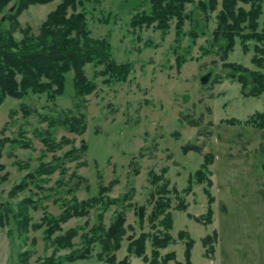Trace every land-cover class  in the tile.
Wrapping results in <instances>:
<instances>
[{
    "label": "rangeland",
    "instance_id": "obj_1",
    "mask_svg": "<svg viewBox=\"0 0 264 264\" xmlns=\"http://www.w3.org/2000/svg\"><path fill=\"white\" fill-rule=\"evenodd\" d=\"M16 1L0 11V27L4 30L11 29L6 15L13 12ZM58 4L60 0L29 6L17 18L18 24L22 28L30 27V33L37 35L41 23ZM261 5L264 12V0ZM150 7V0H89L76 10L86 13L92 38L110 42L111 58L115 62L131 64L132 72L125 81L106 84L105 77L98 72L103 66L86 64L84 73L96 84V90L84 100H74L72 72L66 74L63 94L52 101L46 94L30 92L21 99H4L0 105V131L6 129L0 138L21 139L28 148L6 144L0 159L5 167L0 176L7 175L4 182L0 181V203L16 211L20 201L30 198L35 207L29 209V217L32 223H39L45 213L57 217L72 205V197L78 202L90 199L97 195L99 184L116 181L108 198H127L104 212L103 224L108 226L116 213L123 211L124 226L134 228L123 237L116 260L127 257L130 264H148L141 257L129 256L126 250L127 237L132 234L137 237L141 232L161 231V227L152 230L147 221L156 198H151L155 189L149 184L148 173L150 170L160 173L166 168L168 188L181 191L200 168L203 156L212 153L209 174L214 201L209 205L204 183L193 184L187 195L180 194L187 205L186 211L175 209L178 200L169 195L173 224L169 234L173 242L160 250V257L174 252L176 260L185 262V239L178 236L182 231L193 240L189 258L192 264H264V130L244 123L255 113H264V92L257 97L245 96L240 85L227 77L230 70L223 67L218 45L212 42L219 5L215 12L206 13L197 8V3L185 5L184 14L188 18L178 39L175 19L166 33L154 26L130 27L132 16L150 13ZM261 24L262 19L260 28ZM13 37L21 40L19 29ZM235 42L226 63L258 70L251 64L255 42L247 43V52L243 51L242 42ZM179 58L184 62L178 71ZM207 75L206 84H201L200 79ZM21 105L31 113L25 115ZM69 109L74 116L83 115L85 133L76 135L56 127L54 141L59 143L67 138L70 143L49 152L38 134L48 128L49 122L42 119H58ZM11 111H15L13 117H10ZM232 119L239 123L224 122ZM83 145L86 151L80 152L78 160H71L68 157L71 148L78 150ZM186 145L198 146L201 152H183ZM42 163L55 165V172L43 175L27 190L10 197L9 190ZM140 205L146 207L141 226L134 214V207ZM207 208L212 211V224L197 223L193 217L205 216ZM99 213L97 207L87 216L72 217L61 224L62 230L53 237L69 228H78L79 235L73 239L74 246L58 250L56 258L82 250L81 236L88 234L97 223ZM213 230L218 238L213 243L214 253L207 255L202 238L211 235ZM146 249L150 256V241ZM53 250L51 242L44 241V228L20 234L14 220L0 227V264H36L50 257ZM25 252L29 254L27 258L22 255ZM98 252L99 244H95L90 257L70 264H107L96 258Z\"/></svg>",
    "mask_w": 264,
    "mask_h": 264
},
{
    "label": "trees",
    "instance_id": "obj_2",
    "mask_svg": "<svg viewBox=\"0 0 264 264\" xmlns=\"http://www.w3.org/2000/svg\"><path fill=\"white\" fill-rule=\"evenodd\" d=\"M13 0H0V11L10 5ZM54 0H17L14 5L13 12L6 15V19L11 22L10 30H4L0 27V105L4 103L6 97L12 99H21L27 94H46V97L52 101L55 97L63 94L65 90L66 74L73 73V97L74 100H84L87 95L96 90V84L90 81L84 73L86 64H93L95 67L103 66L98 71L100 76L105 77L104 82L111 84V81L123 82L132 72L130 63L118 64L111 58L112 47L107 39H94L90 36L88 25L86 24V13L76 12L79 6H83L85 1L89 0H60V4L48 13L46 19L39 26L37 35H32L30 27L22 28L18 24L17 18L29 6L36 4L46 5ZM197 1V2H196ZM263 0H150V13L135 14L130 20L131 28H142L154 26L155 29L166 33L170 28L172 19H175V33L177 39L182 34V27L188 18L185 12V5L197 3V8L201 12H215L217 26L213 32L212 42L218 45L217 52L223 67L230 70L228 78L233 79L240 85L241 92L245 96L257 97L264 92V12H262ZM245 6H248L246 8ZM71 11V14L68 11ZM262 19V27L260 28V20ZM19 29L22 38L15 40L13 33ZM236 40L242 42L243 51L247 52V43L254 41V56L251 58V64L255 65L258 70L251 71L248 68L234 64L226 63L236 44ZM184 62L183 58L177 60L176 69L178 71ZM79 107V105H76ZM21 111L28 115L31 113L29 108L21 105ZM15 111H11L10 117H13ZM64 116L58 119H49L43 117V121H47L48 128L38 132L41 141L46 150L54 152L62 148L63 144H69L67 138H62L59 143L54 141L53 129L62 127L69 133L83 135L86 130V122L82 114L74 116L71 109L63 112ZM225 123L232 125L239 123L237 120H224ZM245 124L252 126L254 129L264 130V113H255L250 116ZM6 128H2L0 133L3 135ZM20 137H23L19 133ZM7 143L17 144L21 147L28 148V144L21 139H9L8 137L0 138V159ZM86 146L76 150L71 148L68 157L71 160H78L80 152H85ZM193 151L201 152L200 148L195 145H186L183 152ZM1 161V160H0ZM213 162V154H205L200 168L189 177L187 187L178 190L176 187L168 188L169 181L165 177L166 168H162L160 173L150 170L148 173L149 184L154 187L151 193L153 200L152 209L148 215L147 221L151 225V229L161 227L158 233L150 234L141 232L137 237H127L129 240L127 246L128 255L141 257L148 264H192L190 258V250L192 249L193 240L186 232H179L180 239L184 242V260L181 262L176 260L174 252L167 253L164 257H160V250L166 249L173 242V237L169 231L173 228L171 209V200L169 195L173 194L174 199L178 200L175 209L186 211L187 205L181 199L180 194L187 195L192 191L193 184H205L204 193L207 196L209 205L214 201L211 195L212 181L210 179L209 167ZM19 168H23L18 163ZM5 170L4 165L0 162V173ZM56 166L51 164H41L34 173L25 175L19 184L14 185L8 192L10 197H16L20 192L29 188L35 181H40L43 175H51L55 172ZM7 175L0 176V181L4 182ZM117 182H110L108 185L99 184L97 195L87 200L77 201L76 197H72V205L65 208L57 217H53L47 213L42 217L41 222L32 223L29 217V209L35 207L30 198L23 199L18 204L17 210L0 203V227H4L7 222L15 221V228L20 234L27 233L29 230H38L44 228V241L51 242L54 247L53 254L43 260H38L36 264H62L87 259L92 254V248L95 244H99V252L96 258L107 264H130L128 258L116 260V253L120 249L121 244L128 230H133L132 226L126 228L125 214L123 211L116 213L115 218L108 226H104V212L111 205L121 204L125 200L110 199L107 194ZM99 207L100 213L97 216V223L93 225L88 234H82L83 248L80 251H73L66 256L55 257L58 250H69L74 246L73 239L79 235L78 228H69L64 234L53 235L57 231H61V224L69 221L72 217H83L89 215V212ZM146 207L140 205L134 207V214L138 217L139 226L143 224L146 217ZM197 223L212 224V211L207 208L205 216L193 217ZM218 234L213 230L211 235L202 238V246L206 248V254L214 253L213 243L217 240ZM150 241V256L146 254V243ZM27 258V252L22 254ZM24 258V259H25Z\"/></svg>",
    "mask_w": 264,
    "mask_h": 264
},
{
    "label": "water",
    "instance_id": "obj_3",
    "mask_svg": "<svg viewBox=\"0 0 264 264\" xmlns=\"http://www.w3.org/2000/svg\"><path fill=\"white\" fill-rule=\"evenodd\" d=\"M207 78H208V75L206 77H202L200 80H201V84H206V81H207Z\"/></svg>",
    "mask_w": 264,
    "mask_h": 264
}]
</instances>
